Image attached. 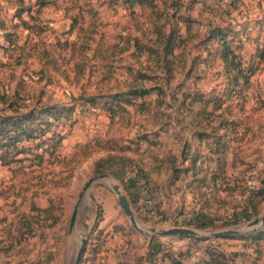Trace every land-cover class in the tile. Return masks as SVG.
Instances as JSON below:
<instances>
[{"label": "rangeland", "instance_id": "374dc122", "mask_svg": "<svg viewBox=\"0 0 264 264\" xmlns=\"http://www.w3.org/2000/svg\"><path fill=\"white\" fill-rule=\"evenodd\" d=\"M34 88L74 107L0 118V264L264 262V0H0V104Z\"/></svg>", "mask_w": 264, "mask_h": 264}, {"label": "trees", "instance_id": "16d2710c", "mask_svg": "<svg viewBox=\"0 0 264 264\" xmlns=\"http://www.w3.org/2000/svg\"><path fill=\"white\" fill-rule=\"evenodd\" d=\"M40 5H44L47 3V0H39ZM78 18V14H74L73 18L75 21ZM85 33L86 35L84 36V41L77 43L78 42V36H76V38L74 40L71 41L70 43V52H71V56L68 60H66V62H70L69 60L72 59L71 64L74 66L73 69L74 71H85L87 69V65L88 62L91 61V57L90 55L86 54V48H89L91 43L94 42V40H96V30L93 27H88L85 29ZM171 37V42L173 43V35H170ZM88 41V42H87ZM46 44L42 43L40 45L35 44L33 46L30 47L31 51L30 53H32L33 55H35V58H37L38 60V64L36 65L37 67V71H35L37 74H40L41 78L40 80L44 79V76L46 75V71H48L47 68V64L49 63V59L47 58L46 54L48 49L46 48ZM79 46V52H81V54L78 53L74 54V50H77V47ZM25 60H23L22 56H19L17 58V62L16 64L19 66L22 63H24ZM54 64L58 65L59 67V62L55 61ZM89 67H91L89 65ZM72 69V70H73ZM48 77V75L46 76ZM20 85V83H18ZM43 88L41 89H36L34 88L33 93L29 92L31 94V96H25L19 93V91L16 89L15 91H13V95L15 96V101L14 100H3V102L0 104V118L5 120V124L9 125V121L15 117L16 118V123H19V127L21 128V126L23 125V123H26L28 121V119L30 117L33 118V122L34 119H41V124H51L52 121L49 120V115L52 114L54 115V119L60 120L62 117L66 118V115H64V112H70L71 109H73L74 106H69L68 109H59L57 106L49 104L48 100H44L45 102H42L43 100ZM30 99L31 102H29L28 104L24 103V100ZM18 100H22V102L17 101ZM42 102V103H41ZM55 108V109H54ZM54 109V110H53ZM9 110L10 113H15L12 114V116H5L2 113ZM69 110V111H67ZM53 111V112H52ZM48 113V114H47ZM71 113V112H70ZM11 115V114H10ZM15 115V116H14ZM41 115H43L41 117ZM6 131H2L1 133H8V131H11V129L6 128V126H4L2 128V130ZM26 132H22L20 131V133L17 136V144L20 146H16L17 147H22L25 148L26 146L24 144H20L21 141H23L25 143L28 142L29 138H38L41 141H44L45 143L48 142L50 140V136H47L48 134V130H41L38 131V129H31L30 134L31 137L29 136L28 138L25 137H21L19 138L21 135H23ZM61 129L60 132H54L53 135L55 138H61ZM63 135V134H62ZM45 136V139L43 138ZM12 137V136H11ZM30 145V143L28 144ZM27 145V147H29ZM18 151H21L22 149L17 148Z\"/></svg>", "mask_w": 264, "mask_h": 264}, {"label": "water", "instance_id": "95a60500", "mask_svg": "<svg viewBox=\"0 0 264 264\" xmlns=\"http://www.w3.org/2000/svg\"><path fill=\"white\" fill-rule=\"evenodd\" d=\"M100 176H103V175H100ZM97 177H91L89 178L85 184H84V188L86 189L92 182H95L97 181ZM115 190L118 192L119 189L115 186L114 187ZM123 206L125 209L129 210V208L127 207L126 203L123 201ZM77 205L74 206V209H73V212H72V215H71V221L73 222L74 218H75V214H76V211H77ZM131 220L134 221V218L131 216ZM263 221L264 220V214L261 216V218H256L254 220H252L249 225H254V224H257L259 221ZM235 230L234 229H230L228 230V232H234ZM157 233H160V234H198L199 231L196 230V229H193V228H187V227H172V228H161V229H158L156 230ZM84 243H85V238H82L81 239V244L78 248V251H77V255H76V258H75V261L73 264H80V260H81V256H82V252H83V249H84Z\"/></svg>", "mask_w": 264, "mask_h": 264}, {"label": "crops", "instance_id": "0c3cea01", "mask_svg": "<svg viewBox=\"0 0 264 264\" xmlns=\"http://www.w3.org/2000/svg\"><path fill=\"white\" fill-rule=\"evenodd\" d=\"M255 264H259V262H256ZM262 264H264V262Z\"/></svg>", "mask_w": 264, "mask_h": 264}]
</instances>
